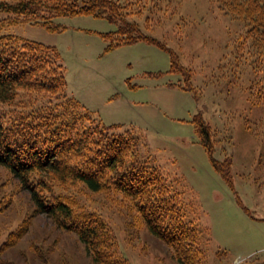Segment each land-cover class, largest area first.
<instances>
[{
	"label": "rangeland",
	"instance_id": "374dc122",
	"mask_svg": "<svg viewBox=\"0 0 264 264\" xmlns=\"http://www.w3.org/2000/svg\"><path fill=\"white\" fill-rule=\"evenodd\" d=\"M116 1L125 7L116 22L62 17L54 31L19 24L0 35L54 48L67 93L104 126L139 138V157L183 193L186 220L198 227L203 257L194 264H264V69L257 64L264 55L251 45L252 26L224 0ZM137 34L147 39L130 43ZM200 118L211 156L194 129ZM68 185L107 220L127 264H183L133 219L123 197ZM5 241L0 258L14 264H101L77 235L34 214L29 193L0 167V245Z\"/></svg>",
	"mask_w": 264,
	"mask_h": 264
},
{
	"label": "trees",
	"instance_id": "16d2710c",
	"mask_svg": "<svg viewBox=\"0 0 264 264\" xmlns=\"http://www.w3.org/2000/svg\"><path fill=\"white\" fill-rule=\"evenodd\" d=\"M224 3L250 23V37H255L251 45L258 48L260 44L264 55V0ZM124 9L116 0H0V33L19 24L54 31L53 20L62 17L91 16L116 22L124 16ZM127 27L136 31L134 26ZM145 39L141 34L129 36L130 43ZM258 61L264 69V60ZM66 88L64 68L54 48L0 35V167L29 193L33 213L44 214L56 227L77 235L95 262L127 264L107 220L80 204L68 183L80 184L92 193L112 191L128 203L134 220L176 250L183 264L202 258L198 227L186 220L188 205L183 193L160 167L139 157L138 137L120 126H104ZM193 123L211 156L204 143L210 136L208 125L202 118ZM210 160L224 179H230L221 165ZM25 227L12 236L23 235ZM7 245L5 241L0 249ZM0 264L14 263L0 258Z\"/></svg>",
	"mask_w": 264,
	"mask_h": 264
}]
</instances>
